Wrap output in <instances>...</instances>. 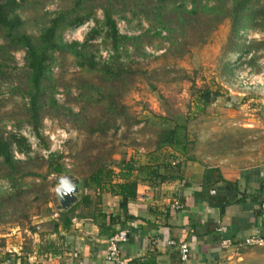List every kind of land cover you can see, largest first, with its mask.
Instances as JSON below:
<instances>
[{
  "label": "trees",
  "instance_id": "1",
  "mask_svg": "<svg viewBox=\"0 0 264 264\" xmlns=\"http://www.w3.org/2000/svg\"><path fill=\"white\" fill-rule=\"evenodd\" d=\"M208 1H214V4L210 6L203 0H191L189 4L191 8L181 3L165 11L160 5L153 6L152 0H60L62 3L60 10L53 14H43L40 26L36 22L35 31L28 32L26 29L28 22L19 12L37 6L36 3L29 4L28 0H0V82L16 83L10 90L9 98L1 106L7 101L12 102L15 95L27 100L22 106L23 118L17 122V127L21 128L23 124H28L38 140L37 149L31 150L27 139L21 134L6 132L0 128V211L5 209L3 215L19 216L29 224L32 216H28L27 210L32 204L48 205L50 202L52 194L46 187L48 177L54 174L61 175L65 170L61 163L63 156L51 154L44 158L41 155V150L48 148L42 140L40 131L45 114L64 117L75 128L81 129L79 131H84L89 139H106L118 121L123 119L128 121L120 102L119 87H124L130 80H134L136 58L146 57L143 49L141 55L137 54L138 44L145 36L166 39L169 42L166 53L170 47L176 46V33L179 32L181 38L186 37L188 30L194 32L202 30L200 32L202 34L204 30L209 29L210 23L216 24L229 19L232 39L237 41L239 46L233 51L234 54L245 56L250 54L246 63L253 70L256 69L255 63L259 57L258 53L264 50V42H246L244 32L259 22L264 24V8L259 6L261 0ZM97 9L102 11V20L95 17ZM127 13L144 15L147 21L153 18L154 24L149 23L150 26L142 34L122 35L117 30L115 17L127 20ZM174 17L178 22L177 27L170 25ZM90 19L94 21V26L84 35L82 42L64 40L65 33L73 32ZM94 41H99L107 51L106 59L100 57ZM18 50L25 53L22 68L15 65L12 55ZM69 58L73 66L86 75L77 80L75 85L78 98L73 100H81L84 105L77 113L55 100L59 86L67 90V97L71 95L68 92L71 85L63 82ZM55 69L57 73H54ZM218 97L220 95L217 92L205 90L203 95L195 100L196 107L204 109L210 105V101H215ZM223 102L225 106L212 109H234L242 103V99L227 96ZM93 110L97 114L90 116ZM134 124H137L135 119L132 120L131 126ZM193 144L186 118L182 123L173 121L171 126L159 129L145 144L139 142L137 146L153 147L154 151L149 156L151 160H158L159 152L163 148H169L172 152L167 158L174 160L177 155L186 156L192 151ZM97 146L98 144H92L90 147L84 146L82 150L75 152L72 150L70 157L74 169L71 173L78 177L83 175L84 170H81L84 171L82 173L76 170L77 165L82 163L86 174L80 177L79 200L67 211L57 212L59 218L54 224L56 227L59 224L63 228L69 227L73 217L88 215L85 210H90L92 216L94 212V215L105 219L106 216L100 214L98 209L100 196L104 193L127 201L135 200L138 183L133 178V173L136 170L141 171V166L136 167L132 160L121 161L117 166L118 173H115L105 164L107 155H111L113 151L92 154L94 149L103 148L105 144ZM14 152L23 155L24 160L16 159ZM32 164H36L38 169H44L45 173L29 170L28 166ZM176 167L173 168L168 161L146 168L152 181L151 185L156 186L174 179L172 173L177 172ZM161 170H164L163 174H160ZM28 178L37 179L39 182L28 185L25 182ZM30 196L31 199L28 200ZM208 201L220 211L228 204L218 197L209 198ZM77 209H80L79 213H75Z\"/></svg>",
  "mask_w": 264,
  "mask_h": 264
},
{
  "label": "crops",
  "instance_id": "2",
  "mask_svg": "<svg viewBox=\"0 0 264 264\" xmlns=\"http://www.w3.org/2000/svg\"><path fill=\"white\" fill-rule=\"evenodd\" d=\"M241 99L237 108L212 112L229 120L230 130L192 140V151L186 156L168 160L172 151L163 148L158 160H151L153 147L133 149L142 157L137 161L131 156L136 167L142 168L133 173L138 183L136 198L127 201L102 194L98 209L105 219L85 210L88 215L73 217L69 227H56L55 210L48 217L33 216L30 226L35 227H16L33 242V251L26 257L15 254L17 264H113L104 258L106 241L120 229L128 230L127 243L120 248L124 264H183L176 249L163 246L166 239L188 244L186 264H222L221 238L231 240L235 247L231 250L249 237L264 241V94L254 101ZM168 161L173 168L178 166L172 173L175 178L151 185L146 168ZM212 197L228 202L223 211L209 203ZM175 202L180 209L174 208ZM220 226L226 229L222 235L217 232Z\"/></svg>",
  "mask_w": 264,
  "mask_h": 264
},
{
  "label": "rangeland",
  "instance_id": "3",
  "mask_svg": "<svg viewBox=\"0 0 264 264\" xmlns=\"http://www.w3.org/2000/svg\"><path fill=\"white\" fill-rule=\"evenodd\" d=\"M203 1L210 6L214 4V1ZM28 2L29 4L33 2L37 5L35 7L29 6L30 8L22 9L19 12L21 17L28 22L26 25L28 32L35 31L36 22L40 26V18L43 14H53L59 11L62 6L60 0H28ZM151 3L153 6L160 5L165 11L181 3L191 8L189 6L191 0H152ZM259 6L264 8V0L260 1ZM95 17L102 20L103 15L100 9L96 10ZM126 18L127 20L115 17L117 30L122 35L135 36L142 34L150 26L149 23L154 24L153 18L149 19L151 21L149 22L144 15L127 13ZM90 21L94 26L92 19L87 22ZM170 25L172 27L178 26L175 17L171 19ZM87 30L89 31V29ZM88 31H84L79 35L74 33L70 35L71 32H67L64 34V40L66 42H82L84 35ZM200 32L188 30L185 38H181L179 32L176 33L175 40L177 44L173 48L170 47L166 53L165 50L169 47V42L166 39L148 35L141 40L138 44L139 51L137 54L141 55V50L143 49L146 52V57L136 56V64L134 66L136 76L134 80H130L124 87H119L120 102L124 107L125 117L128 121L125 119L118 121L117 126L108 133L106 139H89L84 131H79L81 129L75 128L64 117H56L50 115V113L44 115L40 131L45 145L49 146V135L56 134V131H64L67 135L62 152L56 154L57 156H63L61 163L65 168L64 172L71 173L74 169V163L70 157L72 150L75 152L76 150H82L84 146L90 147L92 144L100 146L104 143L105 146L103 148L99 149L97 146V150L94 149L92 154H98L100 151L106 154V152L112 150L113 153L109 156L107 155L105 164L112 168L115 173H118L119 168L117 166L121 161L127 162L131 160V156H134L137 161L142 160L139 153H132L139 142L140 144H145L148 138L155 135L156 131L163 127L171 126L173 121L182 123L188 118V131L190 139L193 141H197L198 137L203 140L207 139L213 133L218 136L224 135L230 130V121L216 117V115L212 114L214 110L212 108L224 104V97L227 96L232 98L244 96V98H252L253 101L261 97L260 91L243 90L236 87L235 77L237 71H240V73L246 71V68L242 69V65L247 64L245 58L250 54L246 56L239 55L244 60L234 61L233 58L236 54L233 51L238 49L239 46L237 41L232 39L229 19H224L216 24L214 22L210 23L208 30H204L202 34ZM244 34L250 38L249 40L246 38V42H264V39L260 37L264 34L263 22L257 23L253 28H248ZM254 35H259V38H253ZM94 44L99 49L100 57L106 59L108 57L107 51L101 43L94 41ZM258 54L255 70L247 64L253 73L261 70L264 50ZM12 55L15 65L18 68H22L24 66V51L18 50L13 52ZM66 64L63 82L71 85L68 91L71 95L67 97V90L59 86L55 93V100L58 104L70 107L74 113H77L80 107L84 105H82L81 100H73L78 98L75 85L77 80L86 75L73 66L70 58ZM238 68H241V70H238ZM57 72L55 69L54 73ZM15 84V82H0V106L9 98L10 90L14 88ZM205 90L217 92L220 97L216 98L215 101H210V105L202 109L201 107H196L195 100L201 94L203 95ZM25 103H27V100H22L20 96L15 95L12 102L7 101L5 105L0 107V128L17 135L25 133L27 136L34 137L38 142L28 124H23L21 128L17 127V122L23 118L22 106ZM94 114H97L95 110L90 112V116ZM133 119L136 120L137 124L131 126ZM17 155L16 157L14 152L16 159L24 160L21 154L17 153ZM28 169L34 172L40 171L42 174L45 173V170L38 169L36 164L28 166ZM76 170L78 173L85 171L84 174H86V169L83 168L82 163L77 165ZM84 174H80V177H83ZM61 175L54 174L48 177L46 187L52 194L49 202L52 207L32 204L31 208L27 210L28 216L43 218L48 217L55 211L57 201L53 189L57 184L56 178ZM80 177L78 178L80 179ZM25 182L28 185H32L33 183L37 184L39 181L28 178ZM80 187L81 185H79V195L81 194ZM30 199L31 196L28 200ZM4 210L3 208L0 211V264H17L16 259L18 256L15 254L18 253L20 257H26L27 254L33 251V242L23 232L16 231V227L22 230L23 228L30 229L32 228L31 226L35 227V225L30 226V223L27 224L19 216H5L2 214ZM33 221L34 219H30V222ZM223 256L225 261L222 264H264V247L243 246L236 250H223ZM33 262L30 261V263Z\"/></svg>",
  "mask_w": 264,
  "mask_h": 264
},
{
  "label": "built area",
  "instance_id": "4",
  "mask_svg": "<svg viewBox=\"0 0 264 264\" xmlns=\"http://www.w3.org/2000/svg\"><path fill=\"white\" fill-rule=\"evenodd\" d=\"M93 27L92 22H85L83 25H81L79 28L74 30L70 33V35L76 34L79 35L83 33L84 31H88L87 29H90ZM264 39V34L260 36ZM246 38L249 40L248 36L246 35ZM253 38H259V35H254ZM251 55H248L245 60H248ZM234 61L237 60H244L243 58H240L239 55L234 56ZM261 64L264 65V59L261 61ZM246 68V71H243V73H240V71H237L236 74V87H239L243 90H257L260 91L261 94H264V68L261 69L257 73L251 72V68L247 66V64L242 65V69ZM238 70H241V68H238ZM48 134V133H47ZM23 137H25L30 145L31 150L37 149L38 142L35 140L34 137L27 136L25 133L22 134ZM67 139V135L64 131H56V134H50L49 135V146L47 149L41 150V155L44 158H47L51 154H57L62 152L63 145ZM15 156L17 157V153L15 152ZM23 156V155H22ZM212 194L214 191L211 192ZM174 208L180 209L181 205L178 202L174 203ZM261 209L264 215V204L261 205ZM218 234L222 235L226 232V229L224 226H220L217 230ZM128 240V230L127 229H120L110 235L106 241V248L104 253V258L107 262L113 263V264H124L123 260L120 257V248L122 245L127 243ZM152 244H159L157 241H152ZM162 244L166 248H173L176 249L179 254V259L183 264H186L189 261L190 256V249L186 242L183 241H175L173 239H166L162 241ZM264 245V241L257 237H249L246 238L241 245H237L236 249L239 247H261ZM220 248L222 250H228L231 248H235L233 246V243L231 240L226 238L220 239Z\"/></svg>",
  "mask_w": 264,
  "mask_h": 264
},
{
  "label": "water",
  "instance_id": "5",
  "mask_svg": "<svg viewBox=\"0 0 264 264\" xmlns=\"http://www.w3.org/2000/svg\"><path fill=\"white\" fill-rule=\"evenodd\" d=\"M56 186L53 189L57 205V212H65L79 200L80 179L70 172H64L56 178Z\"/></svg>",
  "mask_w": 264,
  "mask_h": 264
}]
</instances>
